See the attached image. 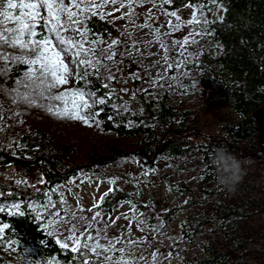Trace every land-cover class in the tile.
Here are the masks:
<instances>
[{
    "label": "snow or ice",
    "instance_id": "obj_1",
    "mask_svg": "<svg viewBox=\"0 0 264 264\" xmlns=\"http://www.w3.org/2000/svg\"><path fill=\"white\" fill-rule=\"evenodd\" d=\"M226 12L223 0H0V94L10 101L7 105L0 101V131L14 126L4 123L9 114L17 118L25 114L14 111L21 105L25 110L39 108L51 117L80 122L88 128L102 127L99 117L106 109L110 110V121L135 115L131 102L137 96H147L161 88L167 92L184 87V69L189 67V61L200 57L202 49L197 46L203 38L215 35L213 29L224 23L222 13ZM94 18L113 26L116 35L92 23ZM116 20L125 24L115 28ZM153 46H158L157 53L149 51ZM150 58L155 59L150 66L136 63ZM152 68L162 70L152 76ZM141 70L147 73L143 79ZM121 79L125 84L147 80L150 87H115ZM124 95L129 99L125 100ZM16 122L24 123L21 119ZM127 126L136 125L128 119ZM16 146L15 140L7 145ZM0 167H7L6 175L10 177L8 185L0 184V214L24 217L27 210L37 220L43 217L47 221L43 231L55 239L62 251L74 254L72 264H164L165 260L171 264L178 259L173 251L165 256L153 250L151 260L133 251L147 242L145 232L164 235L162 229L167 221L161 214L153 212L148 216L141 211L154 209L155 202L135 200L142 195L141 185L151 184L148 177L158 174V169L145 168L139 176L130 175L129 183L137 191L126 193L122 203L110 199L113 191H121L114 187L120 177L97 180L98 186L107 183L109 189L98 200L94 195L92 206L85 208L73 180L49 188L42 175L24 178L4 160L2 151ZM84 182L93 181L87 178ZM174 188L179 190L173 185L167 190ZM66 193L77 201L75 207L69 204ZM113 203L120 207L126 204L129 211L115 215ZM120 219L127 224L113 237L109 229ZM156 219H161L159 225L153 223ZM133 226L141 237L132 238ZM6 230L10 231L9 224L0 221V247L17 243L9 239ZM32 264L61 261L50 256Z\"/></svg>",
    "mask_w": 264,
    "mask_h": 264
},
{
    "label": "trees",
    "instance_id": "obj_2",
    "mask_svg": "<svg viewBox=\"0 0 264 264\" xmlns=\"http://www.w3.org/2000/svg\"><path fill=\"white\" fill-rule=\"evenodd\" d=\"M223 2L227 9L222 13L225 21L215 26L214 36L200 41L197 47L202 49L201 55L195 62L189 61V67L184 69L187 76L182 77V89L166 92L161 88L147 96H137V106H131L135 115L127 119L108 120L111 114L108 109L100 115L102 130L116 138L131 140L133 149L122 150L112 144L107 155L97 157L89 154L82 158L72 143L37 125L15 133L0 131V151L4 160L25 170H42L51 188L65 184L66 180L104 177V168L118 159L132 156L136 161L135 168L126 171L123 177L113 176L120 177L114 187L121 191H113L112 201L122 203L126 193L137 191L129 183L130 175L139 176L145 168H156L158 174L148 177L151 184H142V195L135 197L140 202L154 201L155 207L142 208L141 211L148 216L153 212L161 214L168 225L188 208L200 207L197 213L181 219L179 225L180 238L184 243L182 250H188L191 244L193 251L179 252L180 255H175L178 259H173L171 264H264V248L251 250L252 246H249L258 234L244 227L253 211L251 205L257 204L254 200H263L261 203L264 205V169L261 174H256L244 164L243 180L232 193L217 182V171L211 163L219 147L226 148L242 160L244 157L258 158L260 136L254 111L264 105V0ZM92 23L115 33L113 26L103 21L94 18ZM114 27L118 28L116 23ZM205 85L216 89L217 98L228 112V115L219 114L214 121V131L209 129L208 114L199 120L193 107L182 106L180 99L174 96L190 95ZM115 87L118 88V84ZM141 108H144L143 113ZM128 119L136 126L128 127ZM10 140H15L17 146L8 148ZM163 168L177 174L191 171L197 178L196 183L183 176L166 179L169 185L179 188L178 191L174 188V191L181 199L173 204L147 195V187L163 176ZM254 192L262 197L240 198ZM66 197L68 200V193ZM113 207L119 206L113 203ZM34 217L35 214L27 210L24 217L0 214V221L9 224L10 231L6 230V235L17 242L0 247V264H32L50 256L57 257L61 264H72L74 254L62 251L55 239L48 237L43 231L47 223L43 217L39 220ZM158 222L161 219L153 221L154 224ZM182 224L184 228H181ZM255 250L259 251L255 259L244 258L243 255Z\"/></svg>",
    "mask_w": 264,
    "mask_h": 264
},
{
    "label": "rangeland",
    "instance_id": "obj_3",
    "mask_svg": "<svg viewBox=\"0 0 264 264\" xmlns=\"http://www.w3.org/2000/svg\"><path fill=\"white\" fill-rule=\"evenodd\" d=\"M150 7V5H149ZM145 9H137V11H143ZM116 16H119L120 13H115ZM187 18V15H185ZM143 22L142 19L140 21ZM115 23L117 24L118 28L122 27L125 24L123 20H116ZM113 35H116L114 33ZM143 35V33H140ZM151 53H157L159 51L158 46H153L150 50ZM147 54V53H146ZM175 56V53H172ZM155 62V59L150 58L142 61H136V63L143 64L145 67L152 65ZM161 68H152L151 75L155 76L156 72L161 71ZM127 70L125 69L124 75L126 76ZM167 74V73H166ZM147 73L141 70V78L143 79ZM7 86V85H5ZM145 86H150L149 81L145 80L144 83H140L139 81L129 82L125 84L124 80L121 79L118 83V88L127 87L128 89L133 88H145ZM180 99V104L186 107H193L198 114L199 120H201L206 114H208V123L210 124L209 129L214 131L215 123L219 114L221 115H228L227 109L224 107L223 103L220 99L217 98L218 94L216 89L212 86L205 85L196 89L190 95H174ZM124 99L128 100V95H124ZM0 101H3L6 105L10 103L5 96L0 94ZM131 106L133 108L137 106V98L135 101L131 102ZM14 111H25V114L22 117L17 118L14 115H10V118L5 120V124H12L14 125L11 127L9 132L15 133L19 129H27L32 128L33 126H43L48 129L54 135L60 137L63 140H66L72 143L75 147H77L80 156L82 158L87 157L89 154H93L94 156H102L109 154V146L112 144H116L117 147L121 148L122 150L133 149L134 145L130 142L131 140L126 139H119L116 138L115 135L112 133L105 132L102 130L101 127H85L80 122H73L70 120H59L55 117H51L47 115L43 110L39 108H29L25 110V106L21 105L20 108L14 109ZM206 117V116H205ZM18 119L24 121L23 124L16 122ZM243 160L245 164L249 166L252 171H255L256 174H261L262 169H264V154L261 157L256 158V160H252V158L244 157ZM13 170L18 173L22 174L24 178L31 179L36 177L37 175H42L44 177V172L42 170L33 169L31 171L25 170L18 166L12 165ZM136 161L135 159L130 156L128 158L118 159L113 164L109 165L108 167L104 168L102 173L104 177L95 176L92 177V183L84 182L86 179H76L74 190L78 193L81 197L80 203L85 207L89 208L93 204V198L95 195L96 200L99 199V196L102 195L109 189V185L107 183H103L98 186L96 183L97 180L105 179L108 177L113 176H122L131 168H135ZM9 169L6 167L4 169H0V183L10 182V177L6 175ZM163 176L160 177L155 183L147 187V195L148 197H156L157 199L160 198L162 201L166 203H176L178 199H181V196L176 191L169 192L168 186L169 183L166 181L167 178L178 179L180 177H186L188 181L192 183H196L197 178L194 174L189 171L186 174H177L174 172L169 171L167 168L162 169ZM99 187V191L97 192L96 189ZM249 197H262L261 194H256L255 192L252 193L251 196L242 195L240 198L249 199ZM68 202L71 206L75 207L77 201L74 199L71 193H68ZM255 206L251 205L253 211L251 210L247 221L244 222V227H249L250 230H253L252 233L258 234L255 235V240L249 245L252 246L251 250H254L257 247L264 248V205L261 203L263 200L257 201L254 200ZM252 202V203H254ZM260 205V206H258ZM128 206L124 205L123 207H117V211L115 215H120L123 212H127ZM200 210V207H190L188 208L182 215L172 221L170 224L166 225L162 232L164 235L156 236L155 233H147L145 232L143 235L147 237V242L140 248V249H133L138 253H142L146 258L151 260V252L153 250H159L165 256H167L169 251H173L175 255H180L179 252H188L191 253L193 250L192 245L190 244L187 249L182 250L184 247V243L180 238L179 232V225L180 220L183 219L186 215L197 213ZM161 222H158L159 225ZM127 224V221L124 219H120L117 221L115 227H111L109 229V234L113 237L119 234L120 230ZM256 230V231H255ZM132 238L135 239L137 237H141L142 234L138 232L135 226L132 227ZM175 237V240L168 239L167 237ZM182 250V251H181ZM259 251L255 250L252 253H246L243 255L244 258L247 259H255L257 257V253ZM168 261L165 260L164 264H167Z\"/></svg>",
    "mask_w": 264,
    "mask_h": 264
},
{
    "label": "clouds",
    "instance_id": "obj_4",
    "mask_svg": "<svg viewBox=\"0 0 264 264\" xmlns=\"http://www.w3.org/2000/svg\"><path fill=\"white\" fill-rule=\"evenodd\" d=\"M211 163L217 171V182L229 192L235 193L245 175V161L226 148L219 147L215 150Z\"/></svg>",
    "mask_w": 264,
    "mask_h": 264
},
{
    "label": "water",
    "instance_id": "obj_5",
    "mask_svg": "<svg viewBox=\"0 0 264 264\" xmlns=\"http://www.w3.org/2000/svg\"><path fill=\"white\" fill-rule=\"evenodd\" d=\"M254 114L256 116L259 125V136H260V149L256 153L257 157H261L264 154V105L258 107Z\"/></svg>",
    "mask_w": 264,
    "mask_h": 264
}]
</instances>
